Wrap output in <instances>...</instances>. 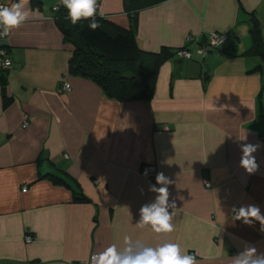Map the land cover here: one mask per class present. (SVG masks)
<instances>
[{
    "label": "crops",
    "instance_id": "1",
    "mask_svg": "<svg viewBox=\"0 0 264 264\" xmlns=\"http://www.w3.org/2000/svg\"><path fill=\"white\" fill-rule=\"evenodd\" d=\"M35 1L6 38L12 100L6 105L0 87V264L88 263L111 244L122 248L125 236L151 247L177 243L197 264H232L246 243L264 252L259 222L231 220L233 206L255 204L264 213V67L251 71L264 61L243 54L252 12L264 38V0H162L141 8L144 50L214 31L229 34L228 49L165 61L151 100L123 102L69 71L73 46L56 22L61 0ZM96 4V13L123 27L137 8L125 0ZM244 143L262 145L252 175L239 166ZM158 172L173 181L176 203L174 231L160 235L136 227L141 206L155 198L148 188ZM48 173L66 177L88 200H75L73 188Z\"/></svg>",
    "mask_w": 264,
    "mask_h": 264
},
{
    "label": "trees",
    "instance_id": "2",
    "mask_svg": "<svg viewBox=\"0 0 264 264\" xmlns=\"http://www.w3.org/2000/svg\"><path fill=\"white\" fill-rule=\"evenodd\" d=\"M126 1L135 4L137 7L129 11L131 19L128 27L120 26L98 12L94 20L99 26L95 30L89 27L93 18L81 19L73 25L68 18V10L63 4L60 3L57 6L60 15H58L56 22L63 33L64 41L73 46L72 56L69 60V71L92 79L102 87L107 96L113 99L122 102L151 100L154 96L160 66L171 58H179L181 50L197 51L203 44L208 43L205 53H199L203 55L201 58H206L207 52L210 53L214 50L225 52L228 49L225 44L229 34L214 31L218 34H226V39L214 45L211 43V32H209L202 39L193 35L192 38L188 37L180 47L162 46L159 51L144 50L137 35L138 11L147 6H154L162 0ZM250 19L252 22L250 27L252 43L243 54L259 55L264 61L262 23L255 12H252ZM193 43L195 44L192 45ZM3 46L7 53L6 56L11 58L6 38ZM259 67H264V62L251 71H257ZM8 70L9 68L0 70V87L6 105L12 100V97H8L6 93ZM45 175L59 184L65 183L73 188L75 200H88L82 189L75 187L66 177L52 173Z\"/></svg>",
    "mask_w": 264,
    "mask_h": 264
},
{
    "label": "clouds",
    "instance_id": "3",
    "mask_svg": "<svg viewBox=\"0 0 264 264\" xmlns=\"http://www.w3.org/2000/svg\"><path fill=\"white\" fill-rule=\"evenodd\" d=\"M28 3L29 0H18L11 6L0 5V37L10 35L13 29L19 28L29 18L26 10ZM61 3L68 10V18L73 25L81 19L93 18L89 27L95 30L99 26L94 20L97 11L96 0H61ZM9 64L10 61L5 62V66ZM261 147L260 143L239 145L242 153L239 166L249 175L255 174L260 167L254 153ZM144 175H147V170ZM171 183L173 181L163 172L156 174L155 184H150L148 188L149 192L155 194V198L141 206L137 228H147L156 235L174 231V213L169 211L176 208L175 200L170 202L169 199ZM231 220L240 221L250 227L259 222V231L264 233V213L258 205L233 206ZM90 264H197V260L194 255L182 253L177 243H162L151 247L140 241L134 243L130 236H125L122 248L111 244L103 251L92 254ZM232 264H264V252H258L254 245L246 243L244 249L233 257Z\"/></svg>",
    "mask_w": 264,
    "mask_h": 264
},
{
    "label": "built area",
    "instance_id": "4",
    "mask_svg": "<svg viewBox=\"0 0 264 264\" xmlns=\"http://www.w3.org/2000/svg\"><path fill=\"white\" fill-rule=\"evenodd\" d=\"M0 5H4V6H9L7 3H4L2 1H0ZM96 6H99V4H96ZM57 8V6L55 7ZM227 35L226 34H218L216 32H211L210 33V39H211V43L214 44H218L220 42H223L225 39H226ZM7 38V36H3V37H0V70H4V69H7L9 67L12 66V59L10 57H7V53H6V50L3 48V44H4V39ZM189 38H192L191 36ZM213 38H216V41L213 40ZM198 53H205V49L203 48H198ZM180 56H186V57H190L191 56V52L189 50H186L184 49L183 51H180L179 53ZM6 61H10V64L8 66H5V62ZM63 88L68 90L71 88V83L68 82V81H64L63 82ZM147 176H150V175H147ZM27 190V187L24 186L23 187V191H26ZM26 240L27 241H32L33 240V236L31 234H28L26 235ZM97 252H94L93 254H95ZM73 264H90V259H89V262L86 263L82 260H79V261H75Z\"/></svg>",
    "mask_w": 264,
    "mask_h": 264
},
{
    "label": "rangeland",
    "instance_id": "5",
    "mask_svg": "<svg viewBox=\"0 0 264 264\" xmlns=\"http://www.w3.org/2000/svg\"><path fill=\"white\" fill-rule=\"evenodd\" d=\"M213 40L214 41H216V38H213ZM214 45H217L216 43H214ZM227 44H225V46H226ZM201 48H203V49H205V51L207 50V48H208V43H205V44H203V46H201ZM181 51H183V50H181ZM214 51H218V50H214ZM193 53H194V56H199V57H203V55L202 54H199L197 51H193ZM210 53L209 52H207V56L209 55Z\"/></svg>",
    "mask_w": 264,
    "mask_h": 264
},
{
    "label": "water",
    "instance_id": "6",
    "mask_svg": "<svg viewBox=\"0 0 264 264\" xmlns=\"http://www.w3.org/2000/svg\"><path fill=\"white\" fill-rule=\"evenodd\" d=\"M60 4V3H59Z\"/></svg>",
    "mask_w": 264,
    "mask_h": 264
}]
</instances>
